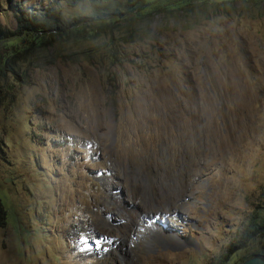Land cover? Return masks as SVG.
Listing matches in <instances>:
<instances>
[{
    "label": "rangeland",
    "instance_id": "rangeland-1",
    "mask_svg": "<svg viewBox=\"0 0 264 264\" xmlns=\"http://www.w3.org/2000/svg\"><path fill=\"white\" fill-rule=\"evenodd\" d=\"M155 1L0 0V264L246 262L264 208V0L137 15ZM99 236L111 251L76 252Z\"/></svg>",
    "mask_w": 264,
    "mask_h": 264
},
{
    "label": "trees",
    "instance_id": "trees-1",
    "mask_svg": "<svg viewBox=\"0 0 264 264\" xmlns=\"http://www.w3.org/2000/svg\"><path fill=\"white\" fill-rule=\"evenodd\" d=\"M69 3L75 5L77 3V0H67ZM227 2V0H220L218 3ZM191 0H157L153 2L152 4H138L137 8V15L138 16H150L151 13V7L153 5H157L161 8V10H167L168 12L172 13L173 10L179 9L185 14L194 13L193 10H191L189 13L188 9L189 7H186V5H190ZM113 19L104 18L103 20H100L96 23V26L94 28V32L96 34L106 33V31H110L111 27L113 26ZM59 31V35L63 37H79V36H85L88 33L91 34V31L89 32L86 28L83 30H72L71 26H60L57 27ZM34 40H40L41 37L37 34V36H34ZM112 39L110 38V44H112ZM7 213L4 209L3 203L0 199V227H4L7 224ZM239 243L244 248H247V260L254 258V257H261L264 259V208L259 211L254 212V214L250 217L245 230L243 234L240 237Z\"/></svg>",
    "mask_w": 264,
    "mask_h": 264
},
{
    "label": "bare ground",
    "instance_id": "bare-ground-1",
    "mask_svg": "<svg viewBox=\"0 0 264 264\" xmlns=\"http://www.w3.org/2000/svg\"><path fill=\"white\" fill-rule=\"evenodd\" d=\"M70 205V204H69ZM71 206V205H70ZM76 207V206H75ZM71 209V208H70ZM75 210V209H74ZM73 210V211H74ZM75 212V211H74ZM117 229V228H116ZM159 230V229H158ZM85 231V230H84ZM93 233V232H92ZM161 233V232H160ZM163 233V232H162ZM123 234V233H122ZM85 239V238H84ZM166 240H168L170 243L171 242H173V240L171 239V238H168L167 236H166ZM85 243H86V241H84L83 242V244H81V245H77L78 247H76V252H83V253H85V254H87L88 256L90 255V253L88 252L89 250H88V246H86L85 245ZM99 249H108L107 251H111V248H110V246H109V244L108 243H106V244H104V245H102V246H100V247H98ZM75 249V248H74ZM74 261V260H73ZM72 261V262H73Z\"/></svg>",
    "mask_w": 264,
    "mask_h": 264
},
{
    "label": "snow or ice",
    "instance_id": "snow-or-ice-1",
    "mask_svg": "<svg viewBox=\"0 0 264 264\" xmlns=\"http://www.w3.org/2000/svg\"><path fill=\"white\" fill-rule=\"evenodd\" d=\"M86 242L92 245H95L97 247H100L106 243H108V240L106 237L99 236L95 238H85Z\"/></svg>",
    "mask_w": 264,
    "mask_h": 264
},
{
    "label": "water",
    "instance_id": "water-1",
    "mask_svg": "<svg viewBox=\"0 0 264 264\" xmlns=\"http://www.w3.org/2000/svg\"><path fill=\"white\" fill-rule=\"evenodd\" d=\"M244 264H264V259L261 257H254L247 260Z\"/></svg>",
    "mask_w": 264,
    "mask_h": 264
}]
</instances>
